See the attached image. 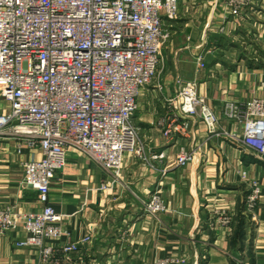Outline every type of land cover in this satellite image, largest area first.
<instances>
[{
  "label": "crops",
  "instance_id": "0c3cea01",
  "mask_svg": "<svg viewBox=\"0 0 264 264\" xmlns=\"http://www.w3.org/2000/svg\"><path fill=\"white\" fill-rule=\"evenodd\" d=\"M226 1L185 0L174 18L164 20L169 38L133 116L145 155L164 157L147 161L126 152L115 179L87 153L68 147L49 194L67 234L48 242L59 248L77 243L79 249L69 259L59 249L44 262L37 248L17 245L27 234L12 230L0 236V264H113L119 259L151 264L157 258H174L173 264H264V158L226 135H210L199 116L168 102L177 97L179 80H195L198 94L219 116V131L241 134L242 126L224 115L225 104L264 98V0H254L241 16L231 14ZM8 109L0 98V113ZM185 119L191 123L186 135H164L171 121ZM182 147L195 150L194 161L183 167L176 164ZM42 156L40 149L0 137V209L41 210L38 192L21 181L22 163ZM253 179L261 183L262 194L250 213L246 198ZM153 192L166 205L156 215L144 207ZM217 210L233 216L231 226L215 222Z\"/></svg>",
  "mask_w": 264,
  "mask_h": 264
},
{
  "label": "built area",
  "instance_id": "2783aa9c",
  "mask_svg": "<svg viewBox=\"0 0 264 264\" xmlns=\"http://www.w3.org/2000/svg\"><path fill=\"white\" fill-rule=\"evenodd\" d=\"M184 1L0 0V98L9 104L0 113V137H13L43 155L22 163L21 181L23 187L38 192L41 210L0 209V236L22 229L27 236L17 245L37 248L44 262L52 261L59 249L67 259L79 249L77 243L59 248L48 242L67 234L59 224L62 215L49 204V194L70 146L87 153L115 179L126 152L147 161L164 157V153L145 155L133 116L140 90L157 75L169 38L164 20L174 18ZM253 5L254 0L226 1L234 16ZM198 60L203 65L201 56ZM178 82L177 97L168 100L172 106L199 116L210 135H226L264 158V98L226 103L224 115L240 124L242 133L219 131V116L198 94L197 82ZM190 126L189 120H173L163 133L186 135ZM194 159L195 150L182 147L176 164L183 167ZM261 194V183L253 179L247 211L257 208ZM144 207L154 215L166 209L158 192ZM214 220L231 226L234 218L217 210ZM175 261L157 258L151 264ZM113 264L127 263L119 259Z\"/></svg>",
  "mask_w": 264,
  "mask_h": 264
},
{
  "label": "trees",
  "instance_id": "16d2710c",
  "mask_svg": "<svg viewBox=\"0 0 264 264\" xmlns=\"http://www.w3.org/2000/svg\"><path fill=\"white\" fill-rule=\"evenodd\" d=\"M238 235H241V230L238 231Z\"/></svg>",
  "mask_w": 264,
  "mask_h": 264
}]
</instances>
